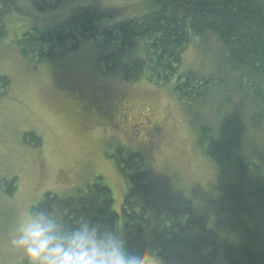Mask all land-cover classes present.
I'll return each instance as SVG.
<instances>
[{
    "label": "rangeland",
    "instance_id": "rangeland-1",
    "mask_svg": "<svg viewBox=\"0 0 264 264\" xmlns=\"http://www.w3.org/2000/svg\"><path fill=\"white\" fill-rule=\"evenodd\" d=\"M33 1L0 0L6 30L0 39V77H5L0 79V264L27 259L11 246L10 237L18 218L47 192L74 195L100 176L120 215L126 184L117 162L133 152L150 172L152 192L181 199L205 215L222 240L227 216L219 211L220 197L236 177L218 171L202 153L198 127L171 92L170 82L126 80L121 68L104 71L93 39L36 64L16 48L17 35L28 27L60 25L78 6L109 11L100 23L114 25L148 11L146 1L60 0L43 9ZM222 51L212 32L192 38L180 54L178 71L212 78L226 73L231 90L234 79ZM233 92L221 113L246 133L247 153L264 163V117L256 128L247 125L249 115L261 107L247 93ZM220 96L218 90L209 91L196 106L195 122L209 126L215 140L225 122L217 111ZM231 229V257L246 262L237 222L232 221ZM217 264H227L222 251Z\"/></svg>",
    "mask_w": 264,
    "mask_h": 264
},
{
    "label": "trees",
    "instance_id": "trees-1",
    "mask_svg": "<svg viewBox=\"0 0 264 264\" xmlns=\"http://www.w3.org/2000/svg\"><path fill=\"white\" fill-rule=\"evenodd\" d=\"M42 1L33 3L43 9L60 0L39 5ZM145 1L148 11L114 25L100 23L109 11L78 6L60 25L28 27L17 35L16 48L36 64L76 50L81 40L93 39L104 71L122 68L126 80L170 82L171 92L198 127L202 153L218 171L236 177L221 195L223 202H217L227 216L225 237L221 240L206 216L181 199L177 202L152 192L153 180L148 179L150 172L138 152L117 162L126 184L120 215L113 210L111 189L100 176L74 195L45 193L33 210L45 211L68 231L82 222L98 223L119 233L130 253L155 252L162 264H217L220 251L227 264H264V163L247 153L246 133L221 113L229 93L238 89L261 107L249 115L247 125L256 128L264 117V0ZM3 14L0 9V39L6 33ZM207 32L214 33L223 46L226 68L234 79L231 90L226 73L212 78L178 71L182 50L192 38ZM213 90L221 95L217 111L225 121L216 140L209 126L195 122L199 121L196 106ZM232 221L245 240L246 262L231 257Z\"/></svg>",
    "mask_w": 264,
    "mask_h": 264
},
{
    "label": "clouds",
    "instance_id": "clouds-1",
    "mask_svg": "<svg viewBox=\"0 0 264 264\" xmlns=\"http://www.w3.org/2000/svg\"><path fill=\"white\" fill-rule=\"evenodd\" d=\"M33 207L18 218L10 237L11 246L22 251L29 264H162L155 252L130 253L125 239L112 229L82 222L64 230Z\"/></svg>",
    "mask_w": 264,
    "mask_h": 264
},
{
    "label": "flooded vegetation",
    "instance_id": "flooded-vegetation-1",
    "mask_svg": "<svg viewBox=\"0 0 264 264\" xmlns=\"http://www.w3.org/2000/svg\"><path fill=\"white\" fill-rule=\"evenodd\" d=\"M14 264H29V261L27 259H20L16 262H14Z\"/></svg>",
    "mask_w": 264,
    "mask_h": 264
},
{
    "label": "bare ground",
    "instance_id": "bare-ground-1",
    "mask_svg": "<svg viewBox=\"0 0 264 264\" xmlns=\"http://www.w3.org/2000/svg\"><path fill=\"white\" fill-rule=\"evenodd\" d=\"M97 31V30H96ZM66 47V46H65ZM130 53V52H129ZM205 66V65H204ZM122 69V68H121ZM114 74V73H113ZM115 76V75H114ZM222 79V78H221ZM239 108V107H238ZM233 111V110H232ZM243 111V110H242ZM165 120V119H164ZM246 120V119H245ZM245 149V148H244ZM263 151V150H262ZM235 152V151H234ZM212 153V152H211ZM244 153V152H243ZM256 159V158H255ZM8 169V168H7ZM5 176V175H4ZM125 202V201H124Z\"/></svg>",
    "mask_w": 264,
    "mask_h": 264
}]
</instances>
